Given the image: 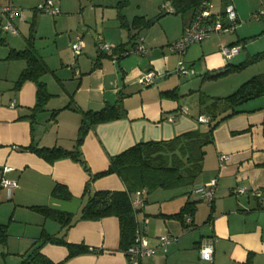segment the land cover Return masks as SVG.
<instances>
[{
    "label": "crops",
    "instance_id": "obj_1",
    "mask_svg": "<svg viewBox=\"0 0 264 264\" xmlns=\"http://www.w3.org/2000/svg\"><path fill=\"white\" fill-rule=\"evenodd\" d=\"M9 1L19 8V12L12 19L16 29L13 31L3 29L9 16L0 10V181L4 177L15 181L17 186L8 195L7 189L0 183V225L6 226V237L3 240L0 237V256L5 263L10 255H17L22 260V254L43 234L61 236L64 230L60 224L37 207L71 213L74 219L78 218L84 203V187L89 180V174L81 164L70 157L48 162L31 151L23 150V147L60 146L72 149L78 137L82 112L99 111L120 99L122 115L93 125L78 147L89 170L92 173L101 172L107 168L111 156L136 143L168 140L204 126L198 121L199 117L206 116L202 113L203 99L194 97V85L183 80L195 75L194 66L204 76L207 72L227 64H239L264 51L260 49L264 46H255L264 45V19L258 22L249 20L251 13L264 6V0H228L237 15L235 29L212 33L189 46L182 60L184 66L190 67L194 73L186 76L176 73L179 55L172 52L169 45L181 36L184 27L192 21V14L178 17L179 14L163 7L162 11L155 10L152 16L157 19L151 26L169 13L174 16L167 17V21L170 24L176 21L175 25L172 27L164 23L157 33L149 32L153 29L151 27L144 35L139 33L135 41L140 39L146 52L123 54L119 60L110 57L112 50L101 51L95 42L98 34L104 42L115 47L129 40V32L117 18L118 23L103 28L102 34H90L89 41L77 36L72 44L78 40L82 42L78 52L73 50L72 44V55L58 45L53 53L54 59L48 61L41 57L50 69L41 76V81L51 96L43 109L32 116L31 109L37 102L36 84L25 81L16 89L26 62L8 58L12 49L23 48L20 47L22 42L16 36L17 40L10 36L9 42L1 44L6 33L17 35L16 22L25 21L22 8L13 0H0V6ZM216 2L219 7L211 9L214 14L223 9V3L220 0ZM142 12L147 13L146 10ZM35 13L32 10L31 16L36 17ZM34 26L35 20L33 31ZM247 39L251 41L246 42ZM26 40L28 42V37ZM241 40L240 51L233 58L225 59L221 55L220 46ZM126 46L131 50L129 45ZM258 64L264 65V60ZM150 70L156 73L155 82L149 86L140 84L139 76ZM259 73H264V69H260ZM202 81L203 86L210 80L204 78ZM214 84L207 87L210 99L227 94L218 91L228 90L224 89L227 84L223 76ZM173 89L175 96L164 93ZM239 109L241 113L227 118L213 131L214 142L205 147L202 172L189 187L198 197L195 200L208 204V209L204 208L205 212L208 211L204 226L200 229L193 227L199 205H196L192 223L187 227L174 218L159 214H173L190 200L183 198L173 202L168 195L163 198L164 202L156 205L157 200L168 193L162 190L164 194L158 192V197L154 198L155 205H148L152 198L149 199L147 193L142 207L138 205L141 208L139 221L143 218L147 220L148 244L157 248L154 255L141 259L140 264H264V97L249 101ZM221 156L226 159L221 160ZM5 167L10 170L3 171ZM211 180L216 181V186L213 199L208 201L201 198L195 189ZM56 184L65 186L71 197L63 199L53 195ZM90 188L91 191L123 190L124 185L116 174H109L95 179ZM255 191H260L261 196H255ZM210 214L211 220L207 223ZM163 235L172 238L165 252L158 248L159 237ZM66 239L100 252L85 253L64 261L67 247L45 243L41 248L42 254L62 264H128L125 253L118 248L119 221L114 216L97 221H75L66 230ZM200 240L211 241V261L199 257L197 247Z\"/></svg>",
    "mask_w": 264,
    "mask_h": 264
},
{
    "label": "trees",
    "instance_id": "obj_2",
    "mask_svg": "<svg viewBox=\"0 0 264 264\" xmlns=\"http://www.w3.org/2000/svg\"><path fill=\"white\" fill-rule=\"evenodd\" d=\"M128 0H121L126 5ZM174 8V14L181 16L192 14V18L201 10V4L205 0H168ZM211 6L212 0H207ZM224 8L229 4L228 0H220ZM123 7V6H122ZM211 9V8H210ZM217 13V14H219ZM121 26L129 32V40L126 43L116 46L110 53L112 59H121L125 52H130L126 45L132 50L135 45L141 41H135L142 29L147 27L150 22L143 16H135L131 22H128L122 13H118ZM226 23V21H224ZM237 23V21H236ZM135 32V33H133ZM32 38H28V45L24 49L10 51L8 58L21 59L26 62V67L21 72L16 82L18 89L25 81H32L36 84L37 102L31 109L32 116L39 110H42L45 103L51 96L41 76L49 71L47 64L37 54L32 46ZM243 41L232 45H239ZM264 60V51L255 53L247 60L239 64H227L222 68L207 72L205 79H217L230 73L242 71L248 65ZM169 96H175L176 91L168 90L164 92ZM264 97V74L255 75L246 82L242 83L237 90L224 97L211 98V102L203 106L202 113L208 118L204 126L195 130L183 132L168 140L139 142L121 153L109 158L108 166L105 170L92 173L85 160L79 153L78 147L83 141L87 131L95 124L117 118L122 115L123 109L120 99L113 105H106L99 111H83L81 123L79 126L78 137L72 149H65L60 146L36 147L29 145L23 147V150L31 151L48 162H53L61 157H70L73 161L81 164L83 169L89 174V180L85 184L82 198L84 203L81 207L78 218L74 219L71 213L50 209L48 207H37L46 216L55 219L63 229L61 236L44 235L35 240L30 248L22 254L20 264H62L63 262H53L41 252L45 243L63 245L67 247L68 254L64 261L77 255L100 252L90 249L85 244L70 243L66 239V230L79 220L97 221L105 217L114 216L119 221V250L126 251L134 245L137 230L140 227L139 213L141 208L134 204L136 193L145 190L146 194L155 189H171L179 186L193 185L197 176L202 172L203 161L205 157V147L214 142L213 131L216 127L229 117L242 112L238 107L257 98ZM56 111L53 112V115ZM116 174L124 185L123 190H95L91 191L90 185L95 179ZM53 195L67 199L70 198L67 188L61 184H56L52 191ZM145 194V196H146ZM145 196L144 201L145 202ZM142 203V205H143ZM197 201H186V203L173 214H159L165 218H174L181 224L190 227L192 216L196 212ZM141 206V205H139ZM142 207V206H141ZM212 208L210 212H212ZM188 216L185 219V216ZM211 215L207 218V223L211 220ZM189 220V221H188ZM5 225H0V237L3 240L6 237ZM203 241L198 243L199 247ZM200 257V254H199ZM201 258V257H200ZM129 264V263H128ZM140 264V261H139Z\"/></svg>",
    "mask_w": 264,
    "mask_h": 264
},
{
    "label": "rangeland",
    "instance_id": "obj_3",
    "mask_svg": "<svg viewBox=\"0 0 264 264\" xmlns=\"http://www.w3.org/2000/svg\"><path fill=\"white\" fill-rule=\"evenodd\" d=\"M16 5H20L22 8V13L24 15L25 21L22 23L16 22L18 33L17 35H12V33H6L4 36V42L1 44H5L6 42H9L10 36H13L14 39L18 38V41L20 40L22 42V49H24L28 43L26 42V38H32V46L35 48V51L37 54L46 60L54 59V50L59 45L63 47L64 51L66 53H71V44L74 40H76L77 36L85 39L86 41L90 40V34L96 35L97 33H103V28H106V26H111L118 21L116 20L118 18V13H122L125 15L127 21L128 19H132L136 15H143L145 16V19L150 22V24L141 30L140 34L144 35V33L151 27L153 29H150L149 32L157 31L161 29V24H169L172 27L175 25L176 21H173L171 24L167 21V17L174 16L171 15L172 13H169L167 15H164L159 18V22L157 24H153L151 26V23L153 20H155L156 17H153V13L155 10L162 11L164 8L163 6V0H128L126 2V5L121 6V0H52L56 7L60 9V13L57 15H48L46 13L39 12V10H36V7L38 4L41 3L42 0H13ZM216 0H212V4L215 3ZM219 3L216 2L215 5L211 6V9H216L219 7ZM163 7V8H162ZM139 8L141 10H139ZM165 9V8H164ZM32 10L36 12V17H32ZM146 10L147 13H143L142 11ZM259 11V10H258ZM255 13V12H253ZM251 13L249 15V20H252L254 22L261 21L264 19V16L259 18H253ZM117 16V17H116ZM178 17H181L179 14ZM35 20V26L34 31L33 29V22ZM104 25V27H103ZM88 33V34H87ZM4 35V34H3ZM16 36V38L14 37ZM253 40L256 39V37H252ZM251 38V39H252ZM251 39H247V41H251ZM8 40V41H7ZM17 40V39H16ZM84 40V41H85ZM3 46V45H2ZM256 47H261L264 45L257 44ZM255 48V47H254ZM264 49V48H260ZM74 52V51H73ZM78 54V53H77ZM259 69V70H258ZM260 69H264V65L253 63L248 65L245 69L239 72L230 73L225 76L224 82H226V87L224 89L228 90H221L219 89L220 93L224 94L225 96L233 93L235 90L239 88V86L252 78L255 75H261L264 73H259ZM195 75L186 77L183 80H187L191 82V85H194V97L201 98L204 101L210 100L209 96L211 94H207L206 91H208L207 87L210 84V86H214V82L219 80L217 79H207L210 81L205 82V85H201V82L204 78H202V73L199 72L198 67L194 66ZM240 74V75H237ZM175 77H178L174 74ZM239 78V79H237ZM222 79V78H221ZM233 80V81H230ZM193 81V82H192ZM205 81V80H204ZM197 82V83H195ZM209 82V83H208ZM242 82V83H241ZM236 83H241L239 86H235ZM204 84V82H203ZM230 87V88H229ZM232 87H235L234 90ZM230 91V92H229ZM224 97V96H223ZM243 105L239 106L238 108H241ZM198 177V176H197ZM199 178L197 179V181ZM190 186H179L176 188L171 189H155L151 192H149V199L148 205H155L154 198L158 197V192H163L165 190L166 195L162 196V199L157 200L156 205L161 204L165 201L166 196H171L169 198H172L173 202H178L179 199H187L190 201H197L198 210L195 217V224L194 228L200 229L204 226L203 222L206 219L207 212H205V207L208 209V204L205 201L195 200V198H198L196 194L192 193ZM163 190V191H162ZM155 194V195H154ZM164 194V192H163ZM173 194V195H172ZM161 197V196H160ZM168 199V198H167ZM13 258H16L13 260ZM149 257H143L142 259L145 260ZM1 263L4 264L3 257L0 256ZM21 258L17 255H10L7 257V262L5 264H18L20 263Z\"/></svg>",
    "mask_w": 264,
    "mask_h": 264
},
{
    "label": "built area",
    "instance_id": "obj_4",
    "mask_svg": "<svg viewBox=\"0 0 264 264\" xmlns=\"http://www.w3.org/2000/svg\"><path fill=\"white\" fill-rule=\"evenodd\" d=\"M163 6L169 12H174V8L171 6L168 0H163ZM211 4L207 0L203 1L201 4V10L196 16L192 19V21L187 24L181 36L172 42L169 45V48L172 52L179 55V60L176 67V73L180 76L193 74V70L189 67L186 68L184 66V62L182 60V56L185 53L186 49L194 43L200 42L206 38H208L212 33H217L225 30L232 31L235 29L237 15L235 9L232 4L226 5L224 8L223 14H214L211 12ZM39 11L48 12L52 15H57L60 13V9L55 6L52 0H43L36 7ZM0 10L9 16V21L6 25L3 26L5 30H13L16 31L15 26L12 23V19L18 15L19 8L13 4V2H8L6 5H1ZM264 16V6H262L259 11H256L252 14L253 18H259ZM226 21V23H224ZM139 41H141L139 39ZM95 42L97 43V47L101 51H111L115 48L112 44H108L104 42L103 37L101 35H97ZM83 44L80 40L76 43L72 44L73 50L78 52L81 50ZM239 45H222L220 46V53L225 59H231L240 51ZM146 49L142 43L135 45V49H131L130 52H125L124 54L129 53H140L144 54ZM156 80V73L152 70L142 73L138 82L144 86H149L153 84ZM198 121L200 123H207L208 118L206 116L199 117ZM221 160H225V156L220 157ZM10 168L5 167L3 171H8ZM1 185L7 189L8 195L11 192V189L17 186L15 181L8 180L4 177L1 178ZM216 186V181L211 180L206 183L204 186L195 189V192L200 195L201 198L211 201L214 197V189ZM146 191L143 189L136 193V198L134 200V204L142 205L144 201V196ZM255 196H261L260 191L254 192ZM189 221V220H188ZM147 229V220L145 218L140 222V227L137 230V236L134 245L128 248L126 251V257L129 264H139V261L143 257H149L156 253L157 247H150L148 244V237L146 235ZM171 237L169 235H163L159 237V245L158 248L162 249L163 252L166 251V246L170 243ZM199 254L201 259L206 261H211L213 256V246L211 241L203 240L199 247Z\"/></svg>",
    "mask_w": 264,
    "mask_h": 264
},
{
    "label": "water",
    "instance_id": "obj_5",
    "mask_svg": "<svg viewBox=\"0 0 264 264\" xmlns=\"http://www.w3.org/2000/svg\"><path fill=\"white\" fill-rule=\"evenodd\" d=\"M166 13H169V12H165V14H166ZM156 19H157V18H156ZM153 22H154V20L152 21V23H153Z\"/></svg>",
    "mask_w": 264,
    "mask_h": 264
}]
</instances>
